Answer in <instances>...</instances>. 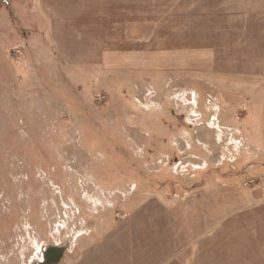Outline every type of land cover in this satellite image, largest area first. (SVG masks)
<instances>
[{"label": "rangeland", "instance_id": "1", "mask_svg": "<svg viewBox=\"0 0 264 264\" xmlns=\"http://www.w3.org/2000/svg\"><path fill=\"white\" fill-rule=\"evenodd\" d=\"M49 248L264 264V0H0V264Z\"/></svg>", "mask_w": 264, "mask_h": 264}, {"label": "water", "instance_id": "2", "mask_svg": "<svg viewBox=\"0 0 264 264\" xmlns=\"http://www.w3.org/2000/svg\"><path fill=\"white\" fill-rule=\"evenodd\" d=\"M63 250L62 249H55V248H49L47 250H43L42 251V260L41 262H39L38 264H55L56 261H58V259L60 258L61 254H62ZM54 254V257H56V259L54 260V263H50L51 261V254ZM58 257V259H57Z\"/></svg>", "mask_w": 264, "mask_h": 264}]
</instances>
